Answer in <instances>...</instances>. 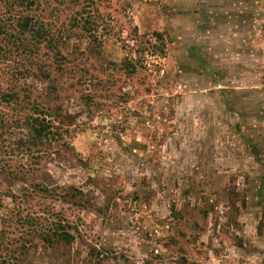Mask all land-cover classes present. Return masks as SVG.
<instances>
[{"label": "rangeland", "instance_id": "obj_1", "mask_svg": "<svg viewBox=\"0 0 264 264\" xmlns=\"http://www.w3.org/2000/svg\"><path fill=\"white\" fill-rule=\"evenodd\" d=\"M31 14L63 60L3 109L46 131L3 136L0 264H264V0Z\"/></svg>", "mask_w": 264, "mask_h": 264}, {"label": "trees", "instance_id": "obj_2", "mask_svg": "<svg viewBox=\"0 0 264 264\" xmlns=\"http://www.w3.org/2000/svg\"><path fill=\"white\" fill-rule=\"evenodd\" d=\"M39 4L40 0H0V150L6 148L3 136L11 127L27 125L38 136L46 131L38 118L17 115L10 120L3 111L16 109L28 98L27 78L49 79L61 70L60 39L41 17L31 14Z\"/></svg>", "mask_w": 264, "mask_h": 264}]
</instances>
